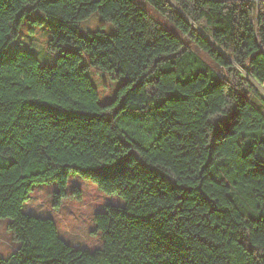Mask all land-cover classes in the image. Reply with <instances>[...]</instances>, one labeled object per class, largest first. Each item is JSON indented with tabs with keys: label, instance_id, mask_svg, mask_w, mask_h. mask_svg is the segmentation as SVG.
<instances>
[{
	"label": "trees",
	"instance_id": "1",
	"mask_svg": "<svg viewBox=\"0 0 264 264\" xmlns=\"http://www.w3.org/2000/svg\"><path fill=\"white\" fill-rule=\"evenodd\" d=\"M144 1L164 21L138 0H0V218L19 243L0 264H264V106L240 69L264 81V0ZM35 8L49 48L71 45L53 64L7 51ZM93 13L115 31L80 34ZM84 52L124 77L112 100ZM72 174L125 200L96 213L93 249L24 210L53 181L58 207Z\"/></svg>",
	"mask_w": 264,
	"mask_h": 264
},
{
	"label": "rangeland",
	"instance_id": "2",
	"mask_svg": "<svg viewBox=\"0 0 264 264\" xmlns=\"http://www.w3.org/2000/svg\"><path fill=\"white\" fill-rule=\"evenodd\" d=\"M138 1L156 18L164 21L162 15L148 3L144 0ZM47 21L46 15L39 8L28 12L18 29L17 36L7 46L8 53L14 55L17 50H29L38 57L41 65L55 63L57 56L70 48L71 45L64 44L60 49H50V32ZM100 28L108 33L115 31L112 22L104 20L98 13H93L81 21L79 32L83 36H87L90 31ZM193 49L214 68L221 70L214 61L209 59L206 53L195 46ZM81 64L87 66V74L97 90L99 101L105 103L112 100L116 96L117 88L124 81V77L118 76L116 72L105 71L91 65L87 52L82 54ZM240 69L257 89L256 92L250 93L251 100L259 107L264 106V81L253 78L245 69ZM220 72L222 73L223 70ZM262 109L264 110V107ZM75 187L77 188L76 191L74 190ZM58 188L55 181L36 184L29 199L24 203V210L37 215L52 217L60 235L75 247L91 249L99 247L102 238L99 232L94 231L96 213L105 210L109 203L123 205L125 203L124 198L117 193H108L102 190L90 178L72 174L66 187L67 196L62 199L61 204L57 207L54 205V193ZM9 221V217L0 218V256L2 257L8 256L19 246L7 228Z\"/></svg>",
	"mask_w": 264,
	"mask_h": 264
}]
</instances>
